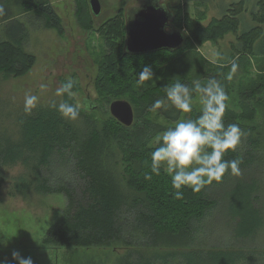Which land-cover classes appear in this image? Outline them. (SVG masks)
<instances>
[{"label": "trees", "instance_id": "16d2710c", "mask_svg": "<svg viewBox=\"0 0 264 264\" xmlns=\"http://www.w3.org/2000/svg\"><path fill=\"white\" fill-rule=\"evenodd\" d=\"M16 2L23 14L36 11L35 15L44 18L47 27L63 32L62 18L50 0ZM180 6L172 10L173 23L186 32L184 45L177 50L132 54L125 48V8L93 30L95 22L90 2L81 0L80 23L99 33L107 48L99 59L95 77L98 95L106 104L130 98L132 102L128 101L138 112L132 125L127 126L115 117L99 123L90 114L93 109L81 110L83 124L66 120L48 103L38 105L30 115L21 110L16 116L14 131L0 133V186L7 179L4 168L20 165L22 171L12 178L13 192L63 193L68 198L63 216L45 235L44 241L49 246L90 248L119 242L128 248L157 247L149 255L141 251L142 258L138 261L129 262L125 256L128 264H239L246 260L245 252L235 249L193 244L190 248L182 247L185 240L188 242L195 235V224H202L215 206L206 188L199 193L184 188L183 199H176L172 195L175 190L171 187V177L163 168L160 175L152 174L151 180L145 179V174L151 172L150 154L156 147L153 140L167 128L153 121L150 114L171 121L182 116L174 108L153 111L154 100L164 97V87L176 81L191 85L198 80L206 84L213 77L229 96L230 81L225 78L224 68L212 66L197 45L217 41L227 31L237 32L246 10L244 0L233 3L222 18L205 25L203 16H193ZM0 8L3 9L0 21L5 23L0 39V70L20 75L35 64V56L24 47L28 31L8 0H0ZM252 16L257 25L238 34L237 46L245 55L264 57V0ZM187 43L189 53L183 51ZM188 54L192 55L187 57ZM145 65L152 67L155 82L141 88L136 80ZM165 77L169 78L167 82L162 81ZM263 95L264 74L253 87L242 90L241 102L246 110L242 114L225 113V123H238L246 133L243 139L252 149L244 154L238 149L226 154V159L242 160L243 175L259 162L258 152H264V130L255 134L257 126H245L238 119L253 120L256 110L251 101L256 98L259 102ZM192 119L195 118L192 116ZM122 165L123 171L119 170ZM57 167L61 168V174L57 169L55 176L53 170ZM126 189L135 194H128ZM164 245L174 249L159 250L165 249ZM129 254H133L132 249Z\"/></svg>", "mask_w": 264, "mask_h": 264}, {"label": "rangeland", "instance_id": "374dc122", "mask_svg": "<svg viewBox=\"0 0 264 264\" xmlns=\"http://www.w3.org/2000/svg\"><path fill=\"white\" fill-rule=\"evenodd\" d=\"M50 1L62 18L63 32L47 27L45 19L35 15L36 11L29 12L32 15L29 17V13L23 14L16 0H8L15 10L16 17L26 25L28 32L24 47L35 56V64L20 75L7 74L0 70V133L14 131L16 116L23 110L26 93L38 95L40 97L38 105L53 101L57 104L62 101L69 103L79 101L83 104L87 99L91 102L87 110L93 109L90 114L99 123L107 122L114 117L110 111V104H106V100L98 95L95 87L98 62L107 48L103 37L93 30L116 15L120 8L124 7L125 10L130 11L137 7L141 0H100L102 10L99 15L93 16L95 22L93 30L84 28L79 21L78 11L81 0ZM160 1L171 11L181 7V4L185 11L193 16H203L202 22L208 25L222 18L226 8L231 4L242 0ZM244 1L246 10L241 15L242 21L237 32L227 31L217 41L209 40L197 45L202 56L211 62L212 66L224 68L225 75L230 71L232 61H236L239 65L237 73L230 81L227 113L242 114L246 110L245 104L241 102V92L257 84L260 76L264 74V57L258 54L245 55L237 46L238 34L257 25L252 13L260 10L263 0ZM4 24L0 21V39L1 35H4L2 30ZM190 41L189 39L188 42ZM187 45L189 44L185 45L183 51L189 53ZM217 53H222L223 58L218 57ZM68 78L75 82L73 91L76 95L56 96V88L67 82ZM168 79L165 77L162 81L167 82ZM152 82H155L154 77L146 81L141 88ZM42 83L48 85L47 91L41 92L39 86ZM120 99L132 102L127 97ZM199 101L200 97L196 95L193 99V111L182 114L180 119L192 118V116L196 118L202 107ZM251 104L256 110L253 120L242 118L238 120L245 126H257L255 133L257 134L259 130H264V95L259 102L254 98ZM133 108L136 117L138 112L135 106ZM150 115L153 121L166 127H171L175 123L162 116L158 117L155 113ZM82 117L80 116L76 121L78 123L81 121L83 124ZM162 133L163 131L157 136ZM156 137L153 140L155 146H157ZM237 149L242 154L246 150H252L244 139ZM257 156L259 162L250 167V170L244 171V175L243 172L239 176L229 173L223 183L213 182L206 187L208 195L215 201V206L202 224H195L197 235L195 231V235L188 242L185 240L182 247L190 248L193 244L195 247L217 246L235 249L245 252L246 255V260L239 264H264V152H258ZM123 166L119 170L123 171ZM4 169L7 179L0 186V260L17 264L12 259V252L19 251L25 258L31 256L35 264H128L125 256L129 262L138 261L142 258L141 251L149 255L157 249V247L128 248L119 242L90 248L49 246L44 241L45 235L50 226L63 216L68 198L63 193L41 194L32 191L27 195L16 194L13 192L12 178L22 171V166H6ZM57 169L61 170L58 167L54 169L55 176L58 175ZM126 191L128 194H135L130 189ZM164 248L159 250L174 249L171 245H164ZM130 249L133 250V254H129Z\"/></svg>", "mask_w": 264, "mask_h": 264}, {"label": "clouds", "instance_id": "9594fccd", "mask_svg": "<svg viewBox=\"0 0 264 264\" xmlns=\"http://www.w3.org/2000/svg\"><path fill=\"white\" fill-rule=\"evenodd\" d=\"M3 9L0 8V13ZM217 56L223 58L222 53ZM215 63V61H213ZM239 65L231 62L230 71L226 79L231 81L237 73ZM154 77L150 65L143 66L138 73L137 86H142ZM74 81L71 78L62 83L55 90L56 96L74 97ZM41 92L47 91V84H40ZM166 95L155 99L151 108L153 111H169L171 108L180 114L193 111V95L200 97L201 109L195 119L177 118L174 125L165 128L161 135L156 137V147L150 154V173L145 174L146 180L152 179V174L160 175L161 169L171 177V187L175 191L174 198L183 199L184 188H190L194 193H199L213 182L220 183L226 173L241 175L240 164L242 160L226 159L229 150L235 152L241 145L246 133L238 123H225V113L228 109L229 96L224 86L216 79L210 78L206 84L193 81L191 85L176 81L164 87ZM13 102L15 98L13 97ZM40 97L26 93L24 96L23 110L31 114L37 108ZM91 102L85 100L83 104L77 101L69 103L53 101L51 107L66 120L76 121L80 118L82 108L87 110ZM147 163V162H146ZM12 259L17 264H35L29 256L25 258L19 251L12 252ZM0 264H9L7 260H0Z\"/></svg>", "mask_w": 264, "mask_h": 264}, {"label": "water", "instance_id": "95a60500", "mask_svg": "<svg viewBox=\"0 0 264 264\" xmlns=\"http://www.w3.org/2000/svg\"><path fill=\"white\" fill-rule=\"evenodd\" d=\"M89 2L93 15H99L102 10L101 1ZM173 19V12L160 0H141L137 7L130 11L126 9V50L132 54H144L161 49L181 48L187 34L174 25ZM110 111L123 124H133L135 112L127 99L113 100Z\"/></svg>", "mask_w": 264, "mask_h": 264}]
</instances>
